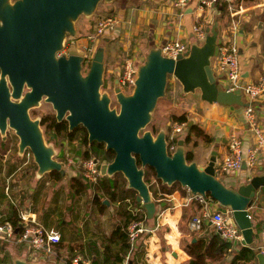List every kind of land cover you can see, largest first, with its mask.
<instances>
[{"label":"water","instance_id":"1","mask_svg":"<svg viewBox=\"0 0 264 264\" xmlns=\"http://www.w3.org/2000/svg\"><path fill=\"white\" fill-rule=\"evenodd\" d=\"M100 1L0 0V88L6 89L7 74L13 87L12 96L20 97L19 102L13 103L8 102L7 95L8 103L5 99L0 103L2 137L8 127L14 130L18 155L23 156L25 148L31 151L37 176L57 171L67 177L63 161L54 157V148L46 143L39 119L30 117L28 112L45 95L52 102L57 119L64 117L69 129L82 125L89 142L103 143L105 149L113 152L111 160L98 161L100 174L121 173L127 187L135 191L136 205L144 207L147 218L156 212V202L144 178L146 168L150 167L163 184L178 182L192 194H208L230 211L241 230L242 241L251 243L253 224L248 207L264 184V173L237 187L227 186L215 170L216 148L211 149L206 163L200 165L195 159L188 160L184 137H178L174 149L169 151L164 127L155 134L144 129L158 99L165 94L169 75L176 77L185 92L198 89L200 98L206 102L248 105L240 89L225 90L216 80L212 68V59L219 50L216 22L206 26L207 34L201 43L191 42L188 51L175 59L162 54L160 46L150 45L138 64L130 92L122 91L115 79L113 92L118 107H111L109 94L100 90L105 69L103 47L95 50L85 73L84 51L75 44H70L67 55L56 56L67 38L77 36L75 22L79 16L91 17ZM24 83L30 90L20 96ZM256 257L259 264H264L262 252ZM13 262L35 264L20 257H14Z\"/></svg>","mask_w":264,"mask_h":264},{"label":"crops","instance_id":"2","mask_svg":"<svg viewBox=\"0 0 264 264\" xmlns=\"http://www.w3.org/2000/svg\"><path fill=\"white\" fill-rule=\"evenodd\" d=\"M111 3L114 5L108 12L118 18V24L106 36L117 43L121 56L134 50L143 59L150 45L159 46L171 38L190 44L195 41L192 27L196 22H202L205 27L216 22L219 43L227 38L236 44L244 81H256L264 69V0H218L213 6L203 9L199 7L198 0H189L182 13L167 0H113ZM220 3L226 5L224 12ZM148 26L152 27V32L144 31ZM135 39H138L139 45L134 43ZM197 94H200L199 90ZM243 99L251 102L264 131V93L253 100L243 95ZM202 103L188 108L192 112L189 120L192 123L188 121L180 134V137L189 134L185 147L190 160L195 159L198 164L204 165L211 149L216 148V162H219L227 153V138L231 132L244 139V149L253 143L244 117V106L204 100ZM192 124L195 126L190 129ZM20 168L19 165L8 174L0 172L6 175L0 177V188L4 193L0 196V222L7 215L9 203H13L18 209L28 210L42 225L58 229L60 241L48 255L41 251L32 254L27 241L0 242V253L5 256V260L0 259V264H14V257L35 264H42V259L44 264H69L75 255L80 256L81 264H259L256 254L264 248V184L257 189L255 199L248 207L253 224L251 243H244L242 239H225L227 246H221L223 237L207 218L201 230L190 229L189 221L198 207L193 202L185 203L189 190L180 185L170 193L163 192L162 198L152 195L156 212L152 218L134 219L140 220L145 229L130 249L125 247L121 236L131 222L124 228V208L146 215L144 207L136 205V193L132 203L129 202L130 197L109 198L95 184L86 183L82 171H74L68 166L69 175L65 178L55 173L37 176L36 169L32 174L31 168L27 171L23 166L21 175L26 176L28 181L30 173L29 177H33L35 183L28 186L26 183L30 182H24L20 190L14 176ZM262 173L264 145L259 150L254 167L244 164L237 171L218 172L217 176L227 186L237 187L239 183ZM121 175L105 176L116 178L118 186L126 189V179ZM73 180H77L80 187L72 183ZM48 186L50 189H47ZM157 194H161L160 190ZM169 201L173 203L169 205ZM210 206L211 211L227 210L214 199ZM243 248L252 251L253 256H239L237 253Z\"/></svg>","mask_w":264,"mask_h":264},{"label":"built area","instance_id":"3","mask_svg":"<svg viewBox=\"0 0 264 264\" xmlns=\"http://www.w3.org/2000/svg\"><path fill=\"white\" fill-rule=\"evenodd\" d=\"M174 7H177L180 12L187 6L189 0H167ZM218 0H198L201 9L213 6ZM118 18L113 14L98 15L95 19L93 31L87 38L94 41L99 35L108 32L116 27ZM192 31L194 39L198 43L204 40L207 31L202 22H196ZM162 54L176 58L179 54L188 51L190 44L177 38H171L163 41L160 45ZM93 51V46L86 45V52L90 55ZM142 61L140 56H133L131 52L126 51L121 57V66L118 72V85L124 92H130L134 86L138 64ZM212 68L216 75L217 82L225 90L240 89L241 93L249 97L251 100L260 97L264 93V69L261 71L256 81H244L241 75V70L238 61V52L236 44L226 38L222 43H219L218 53L212 60ZM128 87L131 89L128 90ZM244 117L247 128L253 137V143L244 149V139L231 132L227 138V153L219 161L216 162V172H233L240 169L244 161L247 166L254 167L256 164L259 150L264 145V131L260 125L257 115L253 109L251 102L243 107ZM186 126V121L174 122L171 126V132L167 137L168 150L172 151L175 147L176 140L179 137L178 133L182 132ZM26 161L30 158V153L23 154ZM72 154L65 152V157L68 162H76L78 158H73ZM98 159L94 156L83 158L81 162L82 175L89 185H94L100 176L97 168ZM193 202L197 205L198 211L192 215L189 221V228L194 231L202 229L204 219H209L219 231L220 235L229 241L242 239V234L239 226L232 218L230 211L214 210L211 211L212 198L208 194L196 193L190 191L186 195V202ZM19 222L17 227H14L10 221L0 222V242H28L30 251L36 255L42 252L45 255L53 252V246L60 241V232L54 227H46L36 220L28 210L18 209ZM250 217V215H249ZM17 229V230H16ZM140 220H133L127 226V242L129 248L134 247L139 233L144 230ZM264 254V248H262ZM69 264H81L79 255H75Z\"/></svg>","mask_w":264,"mask_h":264},{"label":"rangeland","instance_id":"4","mask_svg":"<svg viewBox=\"0 0 264 264\" xmlns=\"http://www.w3.org/2000/svg\"><path fill=\"white\" fill-rule=\"evenodd\" d=\"M112 5H114V3H111V2L106 3L103 0H101L98 3L97 9L95 10V12L92 14L91 17L87 18L83 15L79 16V18L75 22L77 31L80 32V34H82L83 37L86 38L87 37L86 33H89L92 31V26H94V22H95V19L97 18V16L100 14L101 15L106 14L109 11V9H112V7H113ZM90 25H91V27H90ZM89 27H90V29H89ZM86 28L89 30H87ZM144 31L147 33L152 32V27L151 26L145 27ZM114 40H116V39H114ZM94 42L97 45H104L106 47L105 76H106L107 80L112 79L115 71L119 72L120 66H121V57H122L121 52H119L117 49L113 50V48H112L115 45H117V43L114 42V44L113 43H110V44L107 43L106 44V43H104V40L101 37L94 40ZM134 43L139 45L138 39H135ZM118 54H119V57L117 56ZM131 54L133 56H140V54H138V52H136L134 50L131 51ZM116 59L117 60L120 59V63H118L120 65L117 67H115V62L117 61ZM130 89L131 88L128 87V90H130ZM100 90L106 91L107 93L112 94V96H113V93H111L112 90L106 86L100 87ZM197 92H198V89H195L194 91H189V92L183 91L182 85L176 79V77L173 75H169L168 80H167V84H166L165 94L158 99V101L155 105V108L152 112L151 119L144 129H150L155 134L160 127H164L166 129V132H168V135H169V133L171 132V126L175 122L173 120L174 116H177L180 114H185L186 119L189 121L191 119L192 112H190L188 110V108L191 105H197L198 103L203 105L202 99L200 98V94H197ZM194 102H196V103H194ZM110 106L111 107H113V106L118 107V103H114V101H113L110 103ZM43 112L55 113V111L53 110V108L49 104L41 103L38 107H36L31 112V116L33 118H38V114H41ZM188 121H186V123ZM8 134L12 135L11 138L9 137V140L7 139L8 141H6L5 143H0V164H2L1 172L5 173V169L7 168V164L9 162H15L18 166L20 165L21 168L14 174V176L16 177V180H15L17 182L16 184H18V186H19L18 188L21 190L24 182H30V183H26V185H28V186L33 185L35 183L34 178L29 177L30 173H28V181H26L27 180L26 176L23 177L21 175V171L23 170V166L25 168L30 166L31 157L26 162L25 156H21V157L16 156V148L18 147L17 146L18 137L13 136V134H15L13 129L8 131ZM180 134H181V132L178 133V136H180ZM62 137H64L63 133L59 135V138H60L59 140H62ZM70 153L71 154L74 153L71 156L73 158L75 157L78 159L76 162H73V161L68 162L67 158L65 157L64 160H65L67 166L70 167V169H73L74 171H75V169L77 171H82L81 162H82L83 158H86V157L76 155V153L74 152V149L72 152L70 151ZM91 153L95 154V152H93V151ZM98 158H99V160H102V158H100V156H98ZM24 162H26V163H24ZM32 170H34V169L31 168V171ZM2 174H0V177H2L3 175L6 176L5 174H3V175ZM32 174H33V172H32ZM11 178H13V176ZM151 179H152L151 182L153 183V187L154 188L159 187V185H160L159 182L155 181L153 176H151ZM73 182L77 183L76 186L78 185L80 187V184L78 183L77 180H73L72 183ZM173 184H176V182ZM47 189H50V187L48 186ZM89 195H91V194H89ZM169 202H170L169 205L173 203L171 201H169ZM190 211H189V213H190ZM9 243H11V242H9V241L5 242V244H9ZM18 246H20L21 248L24 247L21 245H18ZM0 259L5 260V256L2 255L1 253H0ZM40 262L42 264L45 263V261L43 259L40 260ZM46 263H47V261H46Z\"/></svg>","mask_w":264,"mask_h":264},{"label":"flooded vegetation","instance_id":"5","mask_svg":"<svg viewBox=\"0 0 264 264\" xmlns=\"http://www.w3.org/2000/svg\"><path fill=\"white\" fill-rule=\"evenodd\" d=\"M90 27H91V25H90ZM90 27H89V29H90ZM89 29H87V30H89ZM92 31H93V26H92ZM92 31L89 32V33H86L87 36L90 33H92ZM106 35H107V32L99 35L96 39L101 37V38H103L104 43H106V44L107 43L108 44L113 43L114 44V41L110 40V38H108ZM71 43L75 44L78 48L83 49V51H84L83 73H85L86 70L88 69L90 61L92 59V55H93V53L95 52V50L98 47H103L104 48V52H105V56H106V47L104 45H97L94 41L88 39L87 37L86 38L83 37V35L80 34V32H78V31H77V36L74 39H68L67 38L65 40L63 47L56 52V56H60L62 54H66L67 55L68 54V47L70 46ZM88 44L93 46V51H92V53L90 55L86 52V45H88ZM112 48H113V50H116V49L118 50V47L116 45L114 47H112ZM117 56L119 57V54ZM104 60H105V57H104ZM118 63H120V59H118L115 62V67L120 65ZM0 76H1V68H0ZM4 79H5L4 80V84H5L6 89L4 87L0 88V97H2V99L0 100V103H4L5 100H6V103H8V102H13V103L19 102L20 101V97L15 98L11 94L13 87L11 85V82L9 81V78H8L7 74H5ZM115 79H118V72L117 71H115L112 79L107 80V78L105 76V69H104V72H103V83H102L101 87L102 86H104V87L106 86V87H108L109 89L112 90L111 93H113V96H112V94L108 93L109 96H110V103L113 102V101H114V103H118L116 101V99H115L114 92H113ZM27 90H30V89H29V87H27L26 83H24L23 86H22V89L20 91V96H23L24 93ZM7 95H9V101L8 102H7ZM38 103L39 104L37 106H33V107H30L28 109L30 117H32L31 116V112L36 107H38L41 103H47V104H49L51 106L50 103H52V102L46 100L45 99V95H42L41 98L38 99ZM38 119H39V124H40V127L42 129L44 138L46 140V143H49V144L52 145V147L54 148V150L56 152L54 157L56 159H59V160L63 161L65 167L67 166V164H66V162L64 160L65 152L70 153V151L72 152L73 149H74V152H75V149L76 150L80 149L81 152L85 151V150L91 151V147L95 146V145H97L101 149L109 150V149H105L103 143H98L96 141L89 142L88 138H87V132H86L85 128L82 125L79 124L77 126H74L71 129H69V126H68V123H67L66 119L64 117H62L61 119H57L55 113L43 112L41 114H38ZM10 130H12V129L9 128V127L6 129L5 137H2V135L0 133V139H1L0 143H5L6 141L9 140V137L11 138L12 135L8 134V131H10ZM62 133L64 134V137H62V140H59L60 139L59 135L62 134ZM76 134H77L78 137H76V138H74L72 140H69L68 137L76 136ZM85 135H86V140L85 141H83V140L80 141V139H82ZM13 136L16 137L15 134H13ZM25 152H29L30 153V157H31L30 164H31V162L33 161L32 160L31 151L28 148H25L24 153ZM72 154H74V153H72ZM16 155L19 156L18 155V147L16 148ZM90 156H94V155H90ZM94 157H96V156H94ZM96 158L99 160L98 157H96ZM26 162H24V163H26ZM51 173H56V171L45 172L44 174H48L49 175ZM59 176H61V175L59 174Z\"/></svg>","mask_w":264,"mask_h":264},{"label":"trees","instance_id":"6","mask_svg":"<svg viewBox=\"0 0 264 264\" xmlns=\"http://www.w3.org/2000/svg\"><path fill=\"white\" fill-rule=\"evenodd\" d=\"M225 8H226L225 3H220L221 11L224 12ZM106 14H112V13L111 12H107ZM173 120L175 122L188 121L186 119V117H185V114H180V115L174 116ZM194 126H195L194 124L190 125V129H191V127H194ZM205 136L208 138L207 135H205ZM76 137H78L77 134H76V136L68 137V138H69V140H72V139H74ZM167 137H168V132H167ZM188 137H189V134H187L184 137L185 140H187ZM82 140L83 141L86 140V135L82 139H80V141H82ZM92 151L95 152V154H92L91 153ZM75 153H76V155L83 156V157H88L90 155H94L96 157L100 156V158H102V160H111L112 157H113V152L111 150L101 149L97 145L92 146L91 147V151L85 150V151L81 152L80 149H77V150L75 149ZM187 158H188V160L191 159L189 154H187ZM17 166L18 165L15 162H9L7 164V168L5 169L6 170L5 173L6 174L11 173L12 171H14L17 168ZM35 167H36V164L32 161L30 166L26 167V169H27V171H30V168L35 169ZM1 168H2V164H0V172H1ZM32 172H33V170H32ZM81 174H82V172H81ZM55 175L56 176L58 175V177H59V174H58L57 171H56ZM151 176H153L156 179V177L154 176L153 169L150 168V167H147L146 170H145L144 178L148 182L149 188H150L154 198L156 196L162 198L164 196L162 194L163 192L170 193L173 189H175L176 186H178V187L180 186V184L178 182H176V184H172L171 186H166V185L162 184L159 179H156L155 181L159 182L160 185H159V188L158 187L154 188L153 187V183L151 182L152 181ZM122 178H123V176H122ZM85 182H86V180H85ZM86 183H85V185H86ZM87 186H89V185L87 184ZM95 187H97V189H99V190L100 189L104 190L107 193L106 195H108L109 198H116V197L119 196V197H122V198L125 199V198L130 197V201L129 202L132 203L134 201V193H135V191L133 189H131V188H126L125 189V188L119 187L118 186V180L116 178L107 177L105 175H103V176L100 175L98 181L95 183ZM159 190H160L161 194H157V192ZM0 196H4L2 188H0ZM34 199L36 200V198H34ZM124 210H125V212H124V215H125L124 228L128 225V223L130 221H132V220H134L136 218H139V217L146 218V215H144V214L138 215L137 212L132 213L130 210L125 209V208H124ZM1 221L2 222L10 221L11 224L14 227H17L18 222H19V217H18V208H17L16 204L9 203L7 215ZM121 236H122V241L125 244V247L127 248L129 246L128 242H127V232H125V230H123V233H121ZM227 244H228V242L224 238H222L221 241H220V245L223 246V247L224 246L226 247ZM251 252L252 251H250L249 249L243 248L237 254L239 256L243 255L246 258H249V257L253 256V252L252 253Z\"/></svg>","mask_w":264,"mask_h":264}]
</instances>
